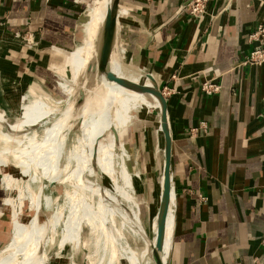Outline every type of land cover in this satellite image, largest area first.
I'll use <instances>...</instances> for the list:
<instances>
[{
    "label": "crops",
    "instance_id": "0c3cea01",
    "mask_svg": "<svg viewBox=\"0 0 264 264\" xmlns=\"http://www.w3.org/2000/svg\"><path fill=\"white\" fill-rule=\"evenodd\" d=\"M192 1L120 0L119 5V51L141 62L149 90L160 85L168 91L175 195L164 257L174 233L169 264H264V119L260 117L264 65H243L254 50L249 37L264 23V0H211L199 19L191 15ZM97 5V0H0V110L11 120L19 119L23 129L36 127V118H18L21 104L36 106L39 100L54 113L61 108L33 87L45 89L46 80L68 75L71 69L73 77L83 80ZM207 80L220 84L221 91L205 95L202 85ZM72 90L64 87L68 94ZM149 97L152 110H160L156 96L150 93ZM144 122L97 140L91 157L95 165L91 160L90 165L100 180V160L108 166V175L111 170L130 171L131 133L139 147L140 170L149 177H134L135 188L130 180L117 176H112V187L107 180L98 184L81 170L79 179L120 199L156 243L164 167L162 132L158 124L155 141L150 143ZM203 124L207 130L201 129ZM108 151L110 155L105 154ZM73 159L66 166L76 163ZM51 163L44 169L54 177L62 176ZM3 175L0 164V253L13 236ZM140 189H146L143 197L135 194ZM91 194L137 237L135 244H124L127 264H153L123 211ZM114 235L121 241L122 235Z\"/></svg>",
    "mask_w": 264,
    "mask_h": 264
},
{
    "label": "rangeland",
    "instance_id": "374dc122",
    "mask_svg": "<svg viewBox=\"0 0 264 264\" xmlns=\"http://www.w3.org/2000/svg\"><path fill=\"white\" fill-rule=\"evenodd\" d=\"M82 33L84 36V32L82 29ZM84 39V38H83ZM84 41L78 45L80 46L83 44ZM119 53V66L121 67V71L125 70L126 73H129V76L134 78H142L144 75V68L139 62L138 59L134 58L133 55L127 54L130 59L131 63L123 60L124 54L119 51L115 50ZM134 59V60H133ZM90 61L87 62L85 68H89ZM135 64V65H134ZM67 68V67H66ZM124 68V69H123ZM119 71V70H118ZM83 80L79 77H73V71L71 69L68 75L64 74L60 77L56 76L52 79L46 80V88L42 87H33L36 93L39 95H48L49 101L53 104L59 103L61 106L58 113L52 112L53 109L46 106L41 101H37V105H30V106H23L20 105L21 115H27L29 119L36 118V127L28 126L25 127L26 135L23 137L22 133L20 134H12L10 133L9 129L5 126L0 125V152L7 154L8 160L13 164L12 172H11V200H7V209L12 213L13 216V228H14V214L15 212L22 213L23 215H34V212L30 210V199L29 193H38L41 189V196H42V210L41 214L43 217H47L52 215V210L56 211L64 209V215L69 214V200L70 197L68 194L75 196H79L84 192V185L78 183L76 185L71 178H80V170L85 172V176L90 181H96L98 184H101L103 181L107 180L106 182L113 186V177L122 178L124 181L130 180L133 184V188H135L136 177L139 180V176L143 175L147 178L149 175L142 174L141 172V165H140V152L139 147L132 138L130 133V142L132 146V152H130L128 156V160L132 163L130 165V171H125L119 173L118 171L108 172L106 167L104 166L103 161H98L99 169L102 172L103 176L101 180L95 169L91 167L90 160L93 163L91 157L95 154L93 153V148L99 139L90 140L91 134V124L97 118H87V119H75L69 126L67 131L61 135L56 141L52 142L48 149L43 153L40 152V149L43 145V141L46 140L49 136L57 131V129L61 126V122L64 119L65 113L71 107L73 108L76 102L79 99L78 89L84 86L88 79L87 74H83ZM90 77V75H89ZM88 77V78H89ZM74 78V79H73ZM143 79V78H142ZM145 79V78H144ZM82 80V81H81ZM144 81V80H142ZM145 83V82H144ZM144 85V84H143ZM64 87L67 89H72V94H68L64 91ZM101 94H99L100 96ZM95 98L94 100H89V104H87L88 108L94 107L99 103L100 97ZM149 100L151 98L147 95ZM28 104H32V101H29ZM94 105V106H93ZM152 110V108L150 109ZM155 111V110H154ZM156 111L153 114H148L146 111H142L137 113V117L134 122L143 120V126L148 130L151 138L150 143L155 141L156 135L158 133V123L154 117ZM75 112L73 113V115ZM19 119H15L12 121H17ZM133 122V124H134ZM131 127V126H130ZM125 130V129H124ZM122 130V132L124 131ZM115 132V131H113ZM113 132L111 133L113 135ZM121 132V131H120ZM153 138V139H152ZM101 141V139H100ZM153 141V142H152ZM146 142V141H145ZM23 144V145H22ZM31 146L33 152L36 153V157L39 160L40 165L43 168H49L48 163L52 162L51 164L55 165L53 167L54 170L58 174H62V176L57 178H64L65 182L63 184H52L48 182L45 178L43 170L35 167L34 164H30L27 160L26 156L23 154L22 150L26 146ZM128 150V149H127ZM110 155V151L105 153ZM69 158H76L73 159L72 165L67 164L66 161ZM84 159V162L82 160ZM162 160V159H161ZM87 164V167H86ZM94 165V163H93ZM72 167V168H71ZM37 171V172H36ZM33 172V173H32ZM35 172V173H34ZM150 172V171H149ZM89 174V175H86ZM116 173V174H115ZM137 173V175H136ZM5 174V173H4ZM109 176V179H107ZM113 176V177H112ZM6 176L3 175L4 184L7 189V195L9 196V189H8V180L5 179ZM44 179V180H43ZM13 181V182H12ZM7 182V183H6ZM143 185V184H142ZM148 185V182H145V186ZM29 192V193H28ZM78 192V193H77ZM146 192L142 189L135 192L136 196L143 197V194ZM85 198L91 202L92 206L96 209L99 213L103 221L106 223L109 232L114 239L118 249L119 255L118 259L115 261L111 257V251L108 245H106L105 238L101 236L98 232L92 231V228L89 226H85L82 230L81 234H76L75 241L77 246L74 243H69L66 245L65 249L60 248L61 242V235L63 230L62 222H57V234L55 237V241L52 245H49L46 248V254L48 256V263L49 264H127L128 258L124 251L127 249L125 248L124 244L130 243L135 244L137 241V237L131 233L123 224L120 226L119 216L114 214L109 207L99 203L98 197L93 196L89 192L83 193ZM59 197V198H58ZM69 197V198H67ZM75 197V198H76ZM11 201V202H10ZM12 203V204H11ZM23 203V204H22ZM69 204V205H68ZM64 205V206H63ZM21 207V208H20ZM57 207V208H56ZM118 216V217H117ZM51 223L56 221L55 214L50 216ZM109 222V223H108ZM158 225V222H156ZM111 225V227L109 226ZM113 228V229H111ZM114 232L116 235H122L121 241L116 239ZM86 246H85V245ZM99 245V246H98ZM107 248H106V247ZM85 247V248H84ZM99 247V248H98ZM87 249V250H86ZM108 249V250H107ZM98 252V253H97ZM95 255V256H93ZM103 258V260H102ZM103 261V262H101ZM77 262V263H76Z\"/></svg>",
    "mask_w": 264,
    "mask_h": 264
},
{
    "label": "bare ground",
    "instance_id": "6f19581e",
    "mask_svg": "<svg viewBox=\"0 0 264 264\" xmlns=\"http://www.w3.org/2000/svg\"><path fill=\"white\" fill-rule=\"evenodd\" d=\"M97 3L98 5L95 11V19L88 53L90 66L86 71V74L88 75V77L90 75V77H87L88 81L84 86H82V89H78L80 97L74 107H70L68 109L64 119L61 122V126L55 133L49 136L42 145V152L45 151V149H47V147L52 142L63 135L67 131L68 126L75 119L81 120L97 116L96 120L92 122L90 128V140L92 142V140L95 139H104L108 137L113 131L122 132V130L127 129L133 124L134 120L137 117V113L142 111H150V109L154 106V104L147 97V95H149L150 93L141 94L133 90L126 89L116 83L109 82L104 75L100 74L98 62L101 31L105 21L106 9L110 3V0H97ZM123 54V60L131 63L130 57L124 52ZM118 56L119 53L117 51H113L109 68L116 75L132 82L142 91L144 90L149 92L150 90L145 85H143L145 83L144 81H142V78H134L129 76V73H126L125 70L121 71V67L118 64ZM99 94L101 95L99 96ZM98 96L100 97L99 103L95 106L93 105L94 107L88 108L87 104H89V100L92 101ZM74 112L75 114L73 115ZM3 124H6L8 126V129L12 134L22 133L23 137L26 135L27 131L23 129L18 121H12L2 112H0V125ZM22 152L26 156L30 164H34L35 167L43 170L45 178L48 182L54 185L63 184L65 182L64 178H57L50 175L40 165L39 160L33 156L29 146L24 147ZM93 163L95 165V158L93 160ZM0 164L3 167L5 173L4 176H6L5 179L7 178L9 182L8 197L9 200H11V194L13 191L11 188L12 185H10V181L12 177L11 172L13 164L8 160L7 154L2 152H0ZM139 179H141V175L139 176ZM71 180L76 185H78V183L84 185V192H91L99 195L103 199L110 202L115 208L122 210L125 215L126 222L130 224L140 236V238L144 242L146 250L150 254V258L153 261V264H155L154 250L156 243L148 235V232L146 231L141 219L135 216L120 199H118L112 193L106 191L99 185L89 181H83L78 178H71ZM41 192H43L41 191V189L36 194L28 192L30 199L29 205L31 206L30 210L34 212V215H23L22 213L15 212V223L13 228L12 240L10 244L0 253V264H49V258L46 254V248L49 245H52L55 241L58 229L57 222L59 221H61L63 225L60 242L61 249H65L66 245L69 243H74L77 246V243L75 241L76 234H81L84 227L89 226L92 228L93 232L96 231L105 238L106 245H108L107 247H109L111 251V257L115 261L118 259L119 249L114 239L112 238L106 223L103 221L92 204L85 198L83 194L84 192L77 197L75 196L76 193L71 196L70 194H68V196L70 197V200L68 201L70 206L69 214L67 216L64 215L65 210L62 208L61 210H52L53 212L50 216H53L54 214L56 216V221L54 223H51L50 216L43 217V215L41 214ZM164 258L166 259V257Z\"/></svg>",
    "mask_w": 264,
    "mask_h": 264
},
{
    "label": "water",
    "instance_id": "95a60500",
    "mask_svg": "<svg viewBox=\"0 0 264 264\" xmlns=\"http://www.w3.org/2000/svg\"><path fill=\"white\" fill-rule=\"evenodd\" d=\"M119 5L120 0H110L109 5L106 9V16L104 25L101 31V40H100V52H99V72L101 75H104L105 78L112 83H116L126 89L133 90L141 94L153 93L160 102V110L154 109L156 111L154 117L158 124H160V130L162 132V153L164 160L163 167V184L160 197L159 211H158V232H157V241L154 250V262L155 264H169L170 255L173 243V236H171V241L169 245V250L167 253V258H164V247L166 241V228H167V219L170 211V206L172 202V195H175V189L173 185L172 177V134H171V124L168 115V104L167 99L164 96L160 85H156L154 89L148 91H142L132 82L119 77L116 75L110 68L109 64L111 61L112 53L118 48V17H119ZM153 79L152 77H150ZM154 110L146 111L148 114H153ZM5 116L6 113L0 110ZM8 128L6 124H3Z\"/></svg>",
    "mask_w": 264,
    "mask_h": 264
},
{
    "label": "built area",
    "instance_id": "2783aa9c",
    "mask_svg": "<svg viewBox=\"0 0 264 264\" xmlns=\"http://www.w3.org/2000/svg\"><path fill=\"white\" fill-rule=\"evenodd\" d=\"M211 0H193L190 4L191 15L195 18H202L207 11V6ZM250 43L254 45V50L252 51L249 58L243 63V65H264V23L260 24L256 30L249 37ZM222 87L220 84L216 83L214 80H207L202 85V92L211 96L218 94ZM164 96L167 95V89L162 90ZM264 119V113L260 115ZM201 129L207 130L205 124L201 126ZM193 133L198 132V129L192 130Z\"/></svg>",
    "mask_w": 264,
    "mask_h": 264
}]
</instances>
